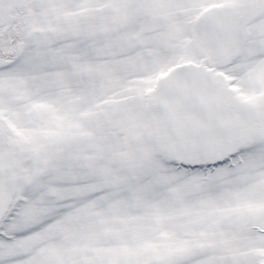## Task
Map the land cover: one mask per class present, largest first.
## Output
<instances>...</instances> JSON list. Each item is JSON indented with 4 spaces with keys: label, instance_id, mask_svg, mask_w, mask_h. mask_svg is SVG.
<instances>
[{
    "label": "snow or ice",
    "instance_id": "1",
    "mask_svg": "<svg viewBox=\"0 0 264 264\" xmlns=\"http://www.w3.org/2000/svg\"><path fill=\"white\" fill-rule=\"evenodd\" d=\"M0 264H264V0H0Z\"/></svg>",
    "mask_w": 264,
    "mask_h": 264
}]
</instances>
